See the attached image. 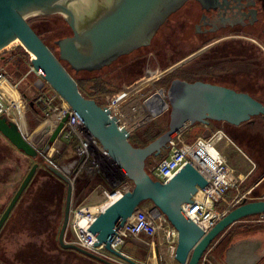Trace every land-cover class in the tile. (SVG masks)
<instances>
[{"label": "water", "instance_id": "95a60500", "mask_svg": "<svg viewBox=\"0 0 264 264\" xmlns=\"http://www.w3.org/2000/svg\"><path fill=\"white\" fill-rule=\"evenodd\" d=\"M187 1L189 0H111L106 10L92 13L93 0H0V49L4 50L16 40L20 43L18 45L30 55L32 67L41 74V79H36L34 86L40 90L46 81L68 104L85 130L98 140L115 167L133 184L130 191L106 207L87 228L97 240L92 245L99 246L103 243L109 252L129 264L139 263L112 250L109 242L133 212L145 202L157 207L177 230L178 240L174 257L178 264H198L204 250L218 236L221 235V238L243 218L264 214V198L248 202L243 200L227 211L216 225L204 234L181 207L185 202L192 203L191 197L196 193L197 187L203 188L207 183L201 175L186 163L167 183H162L153 179L145 167L146 160L159 156L172 136L183 128L195 124L208 126L210 122H224L237 127L255 117L264 116L263 103L244 91L226 86L172 79L166 89L169 105L167 129L147 145L135 147L118 130L116 119L105 106L82 95L76 80L63 64L66 62L76 73L95 72L111 65L119 57L148 45L166 19ZM194 1L199 2L202 8H209L214 7L220 0ZM28 21H40L41 25L49 23V27L41 28L42 36H47L52 43L56 40L57 46L53 44L58 55L41 40ZM60 27H64V31H60ZM52 30H56V34L49 37ZM206 48L207 46L199 49L152 77L157 79L176 69L175 67ZM33 105L31 101L30 106ZM66 119L67 115L53 129L49 125L44 127L42 134L49 135L40 151L27 140L15 123L3 116H0V133L16 149L30 158H36L38 155L44 156L50 145L56 142ZM38 166V163L31 166L1 213L0 231ZM44 166L66 184L67 175L74 174L77 169L75 163L58 169L45 161ZM263 179L264 176L259 182ZM70 199L71 190L67 184L63 220L57 235L58 245L100 264H113L64 241ZM233 254H237L234 263L231 260ZM258 262V257H254L252 251L241 254L233 247L226 252V264Z\"/></svg>", "mask_w": 264, "mask_h": 264}, {"label": "rangeland", "instance_id": "374dc122", "mask_svg": "<svg viewBox=\"0 0 264 264\" xmlns=\"http://www.w3.org/2000/svg\"><path fill=\"white\" fill-rule=\"evenodd\" d=\"M188 7L189 6H186L184 9H182L179 12V15L181 14L180 16H183L182 14H185V10L188 9ZM187 18L188 20L194 19L191 15H188ZM193 23H188L184 27H182L180 22L176 25L173 22L172 25L175 26L172 29V34L169 35V42L171 44L173 54L170 61H165L166 65H164L163 62V64H160L156 67H152L151 70L146 71V69H144L146 60H144L142 62L143 69L142 71H140L141 75H139L140 73L136 74V68H127V65L124 66L136 57V53H134L133 55L121 58L118 63H115L114 66L105 68L104 70L95 73L84 72L74 74L75 79L79 82L83 92L94 96V98H96L102 106L106 107L114 102V106H116V108H111L114 114H122L127 122L128 120H131L132 122H130L133 128H138L140 125H143V123H148L151 120H158L162 118L168 119L169 105L166 99L165 88L164 86L161 87L156 84V78L153 77H156L160 70L163 71L166 66L170 67L172 64L178 63L177 61L180 60V58H183L184 56H186V54H188L195 48L202 46L208 41H211V43L208 44L209 47L205 50L223 44V42L214 44L219 42L222 38H218L216 41L213 42L212 39L204 40L195 38L193 34ZM42 27H49V23H42ZM60 31H64V27H60ZM55 34L56 30H52L49 33V37H53V35ZM159 36L156 38V40L153 42V46H151L150 48L156 47L157 51L161 50V52H163L166 44L168 43H165V41L167 40H160ZM42 37L46 39L48 45L57 54L54 44L48 39V37ZM245 41L246 40H240L238 42H228L227 44L229 45V48L235 46L237 48H242L246 50ZM205 50H203L202 52H204ZM24 52L25 50L18 44H13L9 47H6L4 50H1L0 72L6 74L12 82L18 81L19 83L20 80L21 82L18 84L19 91L27 98L28 101H34L35 95L38 91V89L34 86V82L36 79L33 73L23 78V71H27L29 66V55L25 54ZM16 53L24 56V62L21 69H17L16 65L11 60V54L14 55ZM162 55L163 54H159L157 56L158 59L164 60ZM195 57L196 56L181 63L175 68L180 67L181 70L187 71L189 69L195 68L199 63L206 60L204 54L196 58L195 60L190 61ZM215 70L216 72H218L217 74L220 75L221 82L237 87H234V89L238 91H242L241 89L245 90V88L246 90L247 88H253L250 82H248V77H250V74L253 73L255 68L254 65L252 66L246 59L231 60L230 58H222L219 64L216 65ZM149 71L151 72V74L147 73ZM18 73L22 74V77L20 79H18V77L16 76V74ZM236 79L238 80V82L235 81ZM247 82L248 84L246 85ZM130 86H132V89H134V91L127 94L126 91L128 88H130ZM244 92L248 93L257 100H260V98H262L263 96V92L258 93V91H256L255 89H252L250 91L247 90ZM132 93L135 94L131 95ZM115 102H118V107H120V109L117 107V104ZM133 105H136V109L131 118V116H128L130 111H125V108L132 107ZM34 107V109L30 107L26 113V134L27 132L35 130L38 126H40V124H42L43 121L47 119L44 112L40 110L36 103ZM126 113L127 115H125ZM254 121H256V123L251 127L250 131L252 130L262 132L258 133V137L260 139H263L264 123L260 125L261 122L258 117L254 118ZM196 125L198 124L188 126L182 129V137L184 142H191L196 137L202 134V131L199 134L197 133L198 127ZM165 126L166 125L164 124V127ZM208 127H210L211 129L217 128L213 124H209ZM241 127L244 128V126ZM22 130L25 134L24 126ZM245 141L240 144L237 143V145L236 143H233L230 139V141H223L219 145V148L225 155L229 166L234 170V177L237 179L236 185L233 188H229L225 192V195L219 203L220 207L227 206L233 201L235 197L238 198L251 188H255L257 186H255V184L258 182V180L263 177L259 176L260 170L255 169L256 165L254 160L244 152ZM46 142L47 137H43L42 141H40L39 143L34 142L33 145L37 150L40 151L44 147ZM74 144L75 143L72 139L66 141L62 140L61 144H56L54 142L50 145L44 156L57 165L67 166V162H70L72 166L77 161L74 152ZM44 156L38 155L36 158L28 157L23 152L16 149L0 133V215L8 205L9 201L11 200L12 196L14 195L15 191L19 187L26 174L28 173L31 166L34 163H38L39 165L32 180L30 181L27 188L24 190L20 199L16 203L14 209L12 210L11 220L7 223V225L3 228L2 232L0 233V262H2L3 264H43L45 259L39 256L33 259L31 257L26 256L25 254H22V251L24 249H28L30 246L40 245V247L43 246L42 248H44V252L47 255L52 256L50 258L52 260L56 258V255L59 256L60 259L64 260V258H67L69 254L70 263L98 264L96 262H91L89 260L83 259L81 255L75 252L59 254L56 250L53 249L54 246L52 247V244L54 243V240L56 241L57 239V235L63 220L65 198L63 199V202H61V204L56 205L54 203V206H48L45 211V216L47 220L49 222H52L53 224L55 223L53 228H51L50 230L48 229L49 231H46L52 232V235L47 236L46 232L44 231H39V233H36L34 228H29V226L23 222V217L27 215V210L29 206L28 200H31L34 193L38 191L40 186L43 185L45 181V178L43 176H36L37 171L40 168L45 167ZM165 156L166 153L164 152L161 158ZM161 158H158L157 161H159ZM153 160V158L147 159V172H149L155 165V162ZM83 172H85L86 177L88 178L89 186L84 189L83 194L80 197L75 196L74 200L76 202H80L87 195H89L92 188H94L99 183V181L103 182L104 185L109 186L102 173H99L96 170H91L90 168L83 170ZM255 189L256 190L252 189L251 194L246 196L247 201L258 198H264V183L261 184L259 187H256ZM96 201L97 195H94L90 196L87 202L93 203ZM150 205V202L143 203L142 208L148 209L150 208ZM261 217H264V214L250 217L247 220H242L241 222L243 223L238 222L235 225L236 227L240 225L238 228H243V225H250L251 228L258 229L260 227L257 226L255 221L263 219ZM142 245L143 244L136 240H129L124 246V251L135 259L144 260V257L148 255L149 248H146ZM217 251V248H214L210 255V257L214 260L218 253ZM153 264H159V261L156 262L154 260ZM160 264L166 263L164 261H161ZM172 264L178 263L173 262Z\"/></svg>", "mask_w": 264, "mask_h": 264}, {"label": "built area", "instance_id": "2783aa9c", "mask_svg": "<svg viewBox=\"0 0 264 264\" xmlns=\"http://www.w3.org/2000/svg\"><path fill=\"white\" fill-rule=\"evenodd\" d=\"M29 57L28 70L24 73L23 78L33 73L35 79H41L40 71L32 67ZM19 83L18 81L12 82L6 74L0 72V116L15 123L19 129L23 119L24 132L26 133V113L31 107V101H28L19 91ZM32 102L34 105L36 103L38 107L42 106V112L47 119L52 121V129L67 115L63 129L55 143L61 144L62 140L71 139L75 143L74 152L77 159L75 167L77 169L74 174L67 175L71 199L64 241L113 264H129L121 257L109 252L103 243L99 246L92 245L97 240L87 228L106 207L132 189V182L115 167L98 140L85 130L68 104L46 81L37 91ZM115 103L118 107V102ZM114 105L113 102L106 108L116 119L118 130L125 138L129 139L133 130L131 122L129 120L127 122L122 114H114L111 109ZM182 133L183 130H180L172 136L171 141L164 149L166 156L159 161L154 159L155 165L148 173L153 179L167 183L188 163L201 175L207 183L203 188L197 187L196 193L191 197L192 203L185 202L181 207L190 220L204 234H207L227 211L243 200H247L246 196L251 194L253 188L240 197H235L227 206L220 207L219 203L225 192L237 183L234 170L229 166L225 155L219 148L223 141H230V139L222 129L213 130L206 125H202V134L191 142H184ZM44 161L58 169L65 166L57 165L45 156ZM70 164L67 162V166ZM87 168L102 173L109 186L98 184L83 200L76 202L74 200L76 178ZM94 195H97V201L88 203L90 196ZM129 240H136L143 244L142 246L150 249L144 260L135 259L124 251V246ZM177 240V230L157 207L151 205L150 208L143 209L141 205L112 237L109 246L112 250L132 258L139 264H153L154 260L158 261L157 258L166 264H172L176 262L174 255ZM215 240L204 250L198 264H222L210 257L218 239Z\"/></svg>", "mask_w": 264, "mask_h": 264}, {"label": "flooded vegetation", "instance_id": "af4514ba", "mask_svg": "<svg viewBox=\"0 0 264 264\" xmlns=\"http://www.w3.org/2000/svg\"><path fill=\"white\" fill-rule=\"evenodd\" d=\"M110 2L111 0H93V8L91 12L97 13L98 10L99 11L106 10L109 7ZM186 6H189L188 9L185 10L186 15L182 14L183 16H180L181 14L179 15V12L182 9H184ZM188 15L193 16L194 19L188 20L187 18ZM172 21L174 22L175 25L180 22L182 27H184L188 23L191 24L194 22L193 34L195 38L204 39V40L212 39V42L216 41L218 38H222L219 42L214 44L223 42L222 45H218L217 47H215L213 56L206 57V60L202 61L195 68L191 69L193 73H197L194 75L193 77L194 79H192V81L184 79L185 81H189V82L202 81V82L222 85L234 89L235 86H231L230 84L221 82L220 75L217 74L218 72H216L215 67L217 64H219L222 58L223 59L230 58L231 60L246 59L252 66L254 65L255 68L253 73L250 74V77H248L249 79L248 82H250V84L253 86L252 89H255L256 91H258V93L263 92L262 98H260V100L258 101L264 104V0H220L214 7L209 6V8H202L199 2L194 0H189L185 2L180 9L172 13L168 17V19H166V21L156 31V33L154 34L148 45L143 46L137 49L136 51L126 55L129 56L136 53V57L133 58L124 66L127 65L128 66L127 68H131V67L136 68V74L140 73L139 75H141L140 71H142L143 69L142 62L144 60H146L145 68H144L146 69V71L151 70L152 67H156L159 66L160 64H163V62L164 65H166V62L171 60L173 54L171 44L169 42V35L172 34V29L175 26L172 25L173 24ZM158 36L160 40H167L165 41V43H168L166 44L163 52H161V50L157 51L156 47L150 48L151 46H153V42L156 40ZM240 40H246L245 41L246 50L242 48H237L235 46L229 48V45L227 44L228 42H238ZM209 43H211V41L210 42L208 41L207 44H203L202 46L195 48L194 50L186 54V56L180 58V60L188 57L192 53L198 51L199 49L205 46H207L208 48ZM206 51L207 50L196 55L195 58L201 56ZM159 54H163L162 57L164 58V60L158 59L157 56ZM23 57L24 56L21 54H16L14 55V57L11 58L12 62L16 65L17 69H21V67L23 66V62H24ZM16 58H18L17 62H15ZM121 58H125V56L119 57L111 65L106 66L101 70L114 66L115 63H118V61ZM195 58H193L192 60H194ZM168 68L169 67L166 66V68H164L163 71L167 70ZM163 71L160 70L159 73ZM173 71L174 70L164 73L162 76L155 79L156 84H158L161 87L164 86L165 92L168 87L166 82H168V80L172 78L171 76ZM147 73L151 74L150 71ZM235 81L238 82L237 79ZM248 82L246 83V85L248 84ZM252 89L247 88L248 91ZM241 90L247 91L246 88L245 90L244 89ZM255 222L257 226H259L260 228L253 229L251 228L250 225H243L244 227L240 228L239 231L236 230L232 231V228H230L221 238H220L221 235L218 236L216 238L218 239V241L214 246V248L215 249L217 248L218 250L215 260L219 263L226 264L225 263L226 252L232 249L233 247L236 248L238 252H240L241 254H243L242 252L244 250L246 253L249 252L250 247H247L246 245L244 246L242 245V243L246 242L245 241L246 239H249L250 241L255 240L261 243L260 248L258 247V245H257L258 248L255 247L257 248L255 249L257 250L256 257H258L259 259L258 264H264V217L263 219L256 220ZM53 227L54 224L52 222L50 223L48 222L47 226L43 225V227L40 228L39 230L38 229L35 230L36 233H39V231L46 232ZM46 234L48 236L50 232H46ZM42 247H40V245L30 246L28 249H24L22 251V254H25L26 256L31 257L33 259L39 256L45 259L43 264H55V259H53V263H51L52 259L50 258L52 256L47 255L44 252V248ZM30 248L34 249L31 250V252L33 253L31 256L27 254V250H29ZM56 251L57 253L60 252L59 250ZM149 251L150 249H148V253ZM236 255L237 254H233L231 256V260L233 261V263L236 261L237 258ZM58 258L60 259V257ZM65 260H66L65 258L64 260L60 259V261L62 262H64ZM157 260L159 261L160 264L161 259L157 258Z\"/></svg>", "mask_w": 264, "mask_h": 264}, {"label": "trees", "instance_id": "16d2710c", "mask_svg": "<svg viewBox=\"0 0 264 264\" xmlns=\"http://www.w3.org/2000/svg\"><path fill=\"white\" fill-rule=\"evenodd\" d=\"M42 18L44 19V17H42ZM39 20H42V19H39ZM28 23L31 25V27L34 29V31L38 34V36L41 38V40L51 49V51L55 55H58V52L56 54L53 51V49L48 45V43L46 42V39L42 37V29H41L42 25L40 24L41 22L40 21H32V22L28 21ZM58 39H61V38H58ZM53 43L56 45V40H54ZM207 43L208 42H206L204 44H207ZM214 50H215V47L207 50L204 53L205 57L213 56ZM24 53L27 54L26 52H24ZM12 54H11V57H14V55H16L18 53L14 54V55H12ZM204 54H202V55H204ZM15 60L17 62L18 58H16ZM63 64L68 69V71L71 73V75L74 77V79H75L74 74L84 73V72L85 73H95V72H87V71H80V72L76 73L75 71H73L69 67V65L66 62H63ZM189 70L190 71H188V70L183 71L180 68H176V69H174V71L172 73L171 79L179 78V79H183V80L186 79V80L192 81V79H194L193 78L194 75L197 73H193V71L191 69H189ZM25 72H26V70L23 71V74ZM96 72H98V71H96ZM16 76L18 77V79H20L22 77V74L18 73V74H16ZM170 80H168V82H166L167 85H169ZM76 82H77L79 90L83 96H85L86 98L94 99L98 104H100L97 101V99L94 98V96H92L91 94L89 95V94H86L85 92H83L79 82L77 80H76ZM168 116H169V114H168ZM258 118L260 119V122H261L260 125H262L264 123V116H258ZM168 121H169V118L168 119L162 118V119H158V120H151L148 123H143V125H140L138 128L134 127L132 130V133L129 137V142L135 147H143V146L147 145L148 143H150L152 140L157 138L159 135H161L167 129ZM255 123H256V121H254V118H253L252 121L244 123L243 125H240L237 127L232 126L228 123H224V122H210V125L213 124L215 127H217L215 129H222L227 134V136L231 139V141L233 143H236V144L239 143L240 144L246 140L245 144H244L245 145V147H244L245 151L244 152L250 158H252L254 160L255 165H256L255 169L260 170L259 176L262 177V176H264V140H263L264 137H263V139H260L258 137L259 136L258 133L260 131H252V130L250 131L251 127ZM164 124L166 125L165 127H164ZM196 126L198 127L197 133L199 134L202 131V125L198 124ZM241 126H244V128ZM260 133H262V132H260ZM164 152L165 151L163 150L159 156L150 157V158H153V159L161 158L163 156ZM150 158H148V159H150ZM146 165H147V160H146L145 167H146ZM37 175L43 176L45 178V181H44L43 185L40 186L38 191H36L34 193L31 200L30 201L28 200V203H29L28 213H27V215H25V217H23V222L25 224H27L29 226V228L31 227V228L39 230L40 228L43 227V225H46V226L48 225L49 221L47 220V218L45 216V211L48 208V206H54L53 205L54 203L56 205L57 204L59 205V204H61V202H63V199L65 198V195H66L67 184L64 183L57 176H55L53 173H51L46 167L40 168L36 173V176ZM263 183H264V179L261 182H259V184L256 187H259ZM98 184H104V183L99 181ZM87 186H89L88 178L86 177L85 172H81L76 178L74 198H75V196L80 197L83 194V191ZM255 188H253V189L256 190ZM253 200H256V199H253ZM245 201L248 202L247 200H245ZM249 201H252V200H249ZM11 215L12 214H10V216L8 217V219L5 222L4 226L2 227L0 233L2 232L3 228L7 225V223L11 220V217H12ZM253 216H258V215H253ZM253 216H248L246 218H243L242 220H247L248 218L253 217ZM54 225H55V223H54ZM238 227H239V225L237 227L235 225H233L231 227L232 231H234V230L239 231L240 228H238ZM52 234L53 233L50 232V234H48V236L52 235ZM53 246H54L53 249L59 250L60 254L75 252V253L81 255L80 253L73 251V250H70V249H62L58 245L57 239H56V241L54 240L52 247ZM29 250H27V254L29 256H31L33 254L31 252V250H34V249L30 248ZM69 256L70 255L68 254L67 258L65 257L66 260L64 262L60 261V259L58 258L59 256H56L55 264H76V263H69V260H68ZM81 257H83V259L89 260L91 262H96V261H94V260H92V259H90L84 255H81ZM51 263H53V260L51 261ZM96 263H98V262H96ZM98 264H100V263H98Z\"/></svg>", "mask_w": 264, "mask_h": 264}, {"label": "bare ground", "instance_id": "6f19581e", "mask_svg": "<svg viewBox=\"0 0 264 264\" xmlns=\"http://www.w3.org/2000/svg\"><path fill=\"white\" fill-rule=\"evenodd\" d=\"M13 44H20L17 40L15 41V42H13V43H11V44H8L6 47H9V46H11V45H13ZM2 49H0V51H1ZM112 108H116L115 106L114 107H112ZM51 124H52V121L50 120V119H47V120H45V121H43L42 122V124H40V126H38L34 131H31V132H27V134L25 133V136H26V138H27V140L30 142V143H34V142H36V143H39L40 141H42V139H43V137H48V135L49 134H47V135H43L42 133H43V128L45 127V126H47V125H49V126H51ZM23 128V119H22V122H21V126H20V129H21V131H22V133H23V130H22V128ZM29 133V134H28ZM50 133V132H49ZM233 144V143H232Z\"/></svg>", "mask_w": 264, "mask_h": 264}, {"label": "crops", "instance_id": "0c3cea01", "mask_svg": "<svg viewBox=\"0 0 264 264\" xmlns=\"http://www.w3.org/2000/svg\"><path fill=\"white\" fill-rule=\"evenodd\" d=\"M134 91V89H132V86H130V88H128L127 89V94H129V93H131V92H133ZM133 94H135V93H132L131 95H133ZM109 98V97H108ZM111 104H109L108 106H110ZM129 106V105H128ZM40 107V110H42V106L40 105L39 106ZM136 107V105H133L132 107H128V108H125V111H130V113H129V115L128 116H131V118H132V116H133V113L135 112V108ZM32 109H34L35 107H34V105H33V107H31ZM119 109H120V107H119ZM125 115H127V113L125 114ZM129 118V117H128ZM131 121V120H130ZM132 122V121H131ZM213 130H216V129H213ZM34 131V130H33ZM259 184V180H258V182L255 184V186L256 185H258ZM145 203H147V202H145ZM152 205V204H151ZM150 205V206H151ZM239 223H243V222H239ZM235 225V224H234ZM236 226V225H235ZM246 242L245 243H242V245L244 246V245H246L247 247H250V251H252V254H254V257H256L257 256V253H256V251L257 250H255V249H257L258 247L260 248V246H261V243L260 242H258V241H255V240H252V241H250L249 239H246L245 240ZM257 245H258V247H257ZM255 247H257V248H255ZM244 252H245V250H244ZM246 253V252H245ZM245 253H243V254H245ZM5 263V262H4ZM0 264H3L2 262H0ZM6 264V263H5Z\"/></svg>", "mask_w": 264, "mask_h": 264}]
</instances>
